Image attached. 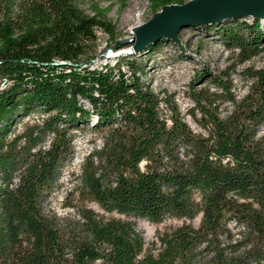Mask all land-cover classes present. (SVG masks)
I'll return each instance as SVG.
<instances>
[{
	"label": "trees",
	"instance_id": "trees-1",
	"mask_svg": "<svg viewBox=\"0 0 264 264\" xmlns=\"http://www.w3.org/2000/svg\"><path fill=\"white\" fill-rule=\"evenodd\" d=\"M148 1L156 11L184 0ZM91 11L79 0H0V264L264 262V67H246L251 80L240 97L217 78L232 104L225 116L216 92L194 91L206 129L196 132L176 105L162 113V98L130 61L93 63L96 29L113 30L102 8L94 3ZM231 21L219 29L241 60L264 49V23ZM34 110L44 114L40 121L8 137L17 117ZM86 121L106 129L80 166L88 199L153 223L200 215L198 226L165 232L156 253L144 252L129 222L91 210L82 213L83 234L61 232L42 208L72 152L70 130ZM232 220L239 239L228 230ZM221 234L229 244L221 245ZM201 246L208 259H197Z\"/></svg>",
	"mask_w": 264,
	"mask_h": 264
},
{
	"label": "rangeland",
	"instance_id": "rangeland-1",
	"mask_svg": "<svg viewBox=\"0 0 264 264\" xmlns=\"http://www.w3.org/2000/svg\"><path fill=\"white\" fill-rule=\"evenodd\" d=\"M186 1L189 0L183 2ZM94 3L105 11V17L110 22L113 33L110 34L101 28L96 29L97 37L92 49L97 56L93 63L96 65L104 61L113 63L117 56H120L121 64L123 62L124 66L126 61H130L136 66L140 79L162 98L160 103L162 113L167 117L170 113V103L176 105L193 131L206 132L198 120L202 119V116L193 98L194 91L203 88L205 91L216 92L214 102L216 110L220 116H225L232 104L224 98L225 92L220 91L216 86L217 78L230 83V91L236 97H240L247 91L251 80L247 76L246 67H264V49L248 59L241 60L238 48L225 44L219 29L221 24L224 25L228 20L234 22L236 17L248 22L252 18H258L261 23H264V17L245 14L215 21L190 22L175 32V38L160 35L139 46L136 36L140 40L144 33L142 31L150 29L148 27L141 30V26L155 12L148 0H79V6L89 13L92 12L91 6ZM212 3L215 2H205L196 6H209L213 5ZM161 9L162 7L156 11ZM182 13L183 10L180 8L169 11L171 15L182 16L184 15ZM163 24L165 19H158L154 26L163 29ZM155 27L144 36L157 34L158 29ZM262 45H264V37ZM199 71H203L201 76L197 75ZM80 101L89 106L86 99L80 98ZM40 114L41 112L34 110L24 117H17L15 123L11 125L8 137L22 131L26 125L39 122ZM70 131L72 152L63 162L53 190L42 208L47 217L54 219L61 232L83 234L82 213L91 210L99 219L115 217L129 222L142 236L144 252L156 253L160 247V237L165 232L182 224L198 226L200 215L192 219L165 217L160 222L153 223L144 218L106 212L95 201L88 199L80 178V166L82 160L102 144L106 129L94 128L89 121H86ZM258 133H264V124ZM51 136V133H47L40 144L46 145ZM227 226L232 239H239L242 228L233 220ZM219 241L224 245L229 244L231 240L226 238L225 234H221ZM197 251L199 260L210 257L203 246Z\"/></svg>",
	"mask_w": 264,
	"mask_h": 264
},
{
	"label": "water",
	"instance_id": "water-1",
	"mask_svg": "<svg viewBox=\"0 0 264 264\" xmlns=\"http://www.w3.org/2000/svg\"><path fill=\"white\" fill-rule=\"evenodd\" d=\"M211 0H189L182 3H168L162 6L160 11H155L153 16L148 19L141 26V30L147 27H151L154 25V19L158 17H162L164 12L171 9H176L184 6H196L205 2H210ZM213 4V3H212ZM213 10V12H211ZM211 11L202 12L201 14H194L193 16H189L188 18L179 20L174 23L169 30L158 29L156 30L157 34L153 33L148 36H143V40H138L137 45H143L147 41L151 39H156L160 35L166 36V38H175V32L190 22H203V21H215L220 20L222 18L228 16H241L245 14L252 15L253 17H264V0H224L218 1L215 3V8L211 9ZM217 11V12H216ZM147 35V34H146ZM140 37V36H139Z\"/></svg>",
	"mask_w": 264,
	"mask_h": 264
},
{
	"label": "bare ground",
	"instance_id": "bare-ground-1",
	"mask_svg": "<svg viewBox=\"0 0 264 264\" xmlns=\"http://www.w3.org/2000/svg\"><path fill=\"white\" fill-rule=\"evenodd\" d=\"M218 1H224V0H211L210 2H215L216 3ZM215 3L213 5H209V6H184V7H180V9L183 10V13L182 14H184V15L181 14L182 16H180V14H173V15H171V14H169V11L170 10H167V11H165V14L162 17H158V18H155L154 19V25H155V21H157L158 19H165V24H163L162 26H164L163 29H165V30L168 31L169 30L168 28H170V26H172L175 22H178L179 18L185 19V18H188L189 16H193L194 14H201L202 12H205V14H206L207 11L210 12L211 9H214L215 8ZM211 12H213V10ZM154 25H152L149 28L150 29L151 28H154L155 27ZM162 26H159V27L162 28ZM150 29H148L147 31H144L143 30L142 31V32H144L143 33V36L145 34H147V32H149ZM143 36L140 37V40H143ZM40 115H41V117H40V119H41L42 116H44V114L41 113ZM40 119H39V121H40Z\"/></svg>",
	"mask_w": 264,
	"mask_h": 264
},
{
	"label": "built area",
	"instance_id": "built-area-1",
	"mask_svg": "<svg viewBox=\"0 0 264 264\" xmlns=\"http://www.w3.org/2000/svg\"><path fill=\"white\" fill-rule=\"evenodd\" d=\"M39 119V118H38Z\"/></svg>",
	"mask_w": 264,
	"mask_h": 264
}]
</instances>
